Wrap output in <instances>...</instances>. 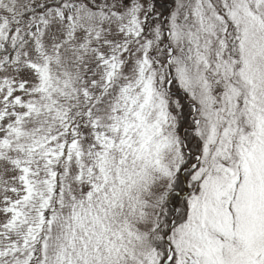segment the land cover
Segmentation results:
<instances>
[{
  "label": "snow or ice",
  "instance_id": "snow-or-ice-1",
  "mask_svg": "<svg viewBox=\"0 0 264 264\" xmlns=\"http://www.w3.org/2000/svg\"><path fill=\"white\" fill-rule=\"evenodd\" d=\"M0 264H264V0H0Z\"/></svg>",
  "mask_w": 264,
  "mask_h": 264
}]
</instances>
